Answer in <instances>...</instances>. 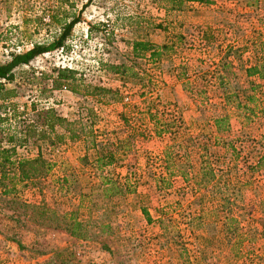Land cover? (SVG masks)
<instances>
[{
	"label": "rangeland",
	"instance_id": "obj_1",
	"mask_svg": "<svg viewBox=\"0 0 264 264\" xmlns=\"http://www.w3.org/2000/svg\"><path fill=\"white\" fill-rule=\"evenodd\" d=\"M73 1L69 12L76 14L85 0ZM207 1L164 10L156 0H90L72 26L67 48L43 53L14 70V79L5 85L16 88L18 101L38 98L40 105H52L71 118L83 105L92 106L98 139L107 137L120 146V154L116 162L96 171L80 161L81 141L43 149L53 166L39 188L23 189L20 197L58 213L76 210L93 235L76 239L60 228H46L40 218L16 222L0 202V264H36L64 247L82 264H264V159L253 166L264 151V78L245 74L264 40V0ZM55 4L56 0H0V61L58 31L48 16ZM97 22L105 23V30L87 36L88 24ZM134 39L154 45L159 56L133 57ZM104 63H124L127 74L119 77ZM58 66L73 68L86 83L119 94L100 103L65 89L41 94L38 88L46 89L48 81L40 79V73ZM28 77L31 82L26 83ZM252 83L251 99L239 94L253 110L244 118V109L234 108L236 99L226 100L224 94L234 87L247 90ZM47 95L45 101L42 96ZM220 115H225L228 129L218 133L219 141L233 140L237 158L219 163L225 196L208 188L198 205L190 190L197 167L195 147L186 148L192 161L188 182L168 174L162 152L173 139L187 145V136L212 137L210 125ZM127 134V141L119 143ZM216 148L224 150L220 143ZM98 171L127 189L109 197L96 188L89 190ZM62 176L66 180L61 181ZM83 192L86 197L80 195Z\"/></svg>",
	"mask_w": 264,
	"mask_h": 264
},
{
	"label": "trees",
	"instance_id": "obj_2",
	"mask_svg": "<svg viewBox=\"0 0 264 264\" xmlns=\"http://www.w3.org/2000/svg\"><path fill=\"white\" fill-rule=\"evenodd\" d=\"M156 1L164 10H180L188 2H208L207 0ZM89 2L90 0H85L81 3L77 13L74 14L73 11L69 12L74 8L73 0H56V4L48 11V16L49 23L57 25L58 31L53 33L50 39L32 42L31 46L24 51L10 52L7 59L0 61V202L3 203V207L11 210L10 218L13 217L16 222H36L40 218V223L46 224V228H60L70 237L80 240L89 239L93 232L90 231L89 222L77 217L76 210L58 213L43 203L22 199L20 193L26 188H39L44 176L53 166L51 161L43 157V149L53 148L65 141H81L84 153L80 157V161L89 165L90 169L101 171L104 166L116 162L117 156L120 154V146L110 143L107 137L98 139L99 133L94 128L97 114L92 106L81 105L82 107L78 108L79 110L76 112L77 116L72 118L69 116V118L61 115L52 105H40L37 103L38 98H29L27 102L25 100L18 101L15 94L16 88L7 87L5 83L14 79L16 68L26 65L31 59L56 48H67L65 41L70 35L72 26L79 21L80 11ZM59 17L60 19H58ZM40 20V17L36 19L37 25H40ZM105 27L103 22L88 24L87 36H90L92 32L103 31ZM259 45L260 55H257V59L255 58L252 65L245 68L246 76L264 78V40L260 41ZM160 48H165V45H160ZM158 50L154 45L142 39H134L130 42V53L133 57L144 56L147 53L148 58L152 60L159 56ZM104 64L107 71L118 74L119 77L124 78L127 74L128 66L124 63ZM40 75V79L48 81L46 89L43 86L38 88L41 94L65 89L78 97H89L94 103H100L105 98L107 99L108 95L119 94L116 89L86 83L75 69L66 66L52 67L49 73H40ZM27 80L26 83L31 82L29 77ZM253 87H255L253 83L247 90L234 87L230 93L227 91L224 94L226 100L232 97L234 102L236 99L234 108L237 111L244 109L242 112L244 118L249 116L253 110L242 102L239 94L243 92L242 98L249 100L252 98V93H248V91L251 92ZM49 96L42 97L46 101ZM120 116L125 122L123 114ZM210 128L215 131L212 137L207 136L205 139L198 140L199 134L192 137L187 136L185 140L187 145L173 139L162 152V162L168 174L176 173L188 182L187 169L192 165V161L190 160L191 151L189 152L186 148L195 147L193 152L197 167L192 175L190 190L198 205L204 201L208 188L212 193L220 195L221 198L225 196L224 192H227V189L223 175L218 170L219 163L224 162L225 158L226 162L237 158V150L232 144L233 140H228L227 143L223 139L219 141L218 133L228 129L225 115L213 117ZM128 138L129 134L126 135V140H119V143L126 142ZM219 143L224 147L223 151L215 149ZM29 148L33 150L30 154L27 150ZM227 148L230 150L229 153L225 150ZM263 159L264 151L257 156L253 166L256 168ZM99 171L95 174L98 180L89 183V190L96 188L102 192L104 197H109L127 189V185L119 184L118 179L103 175ZM216 171L219 173L216 174ZM60 180L64 181L66 177L62 176ZM86 194L80 193L82 197H86ZM140 211L148 220L149 215L146 209L141 207ZM187 225L191 229L189 221ZM36 264H82V262L74 251L64 247L52 251L47 258Z\"/></svg>",
	"mask_w": 264,
	"mask_h": 264
}]
</instances>
